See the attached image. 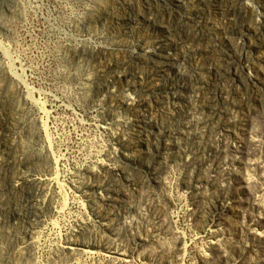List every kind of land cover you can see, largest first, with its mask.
<instances>
[{
	"label": "rangeland",
	"instance_id": "1",
	"mask_svg": "<svg viewBox=\"0 0 264 264\" xmlns=\"http://www.w3.org/2000/svg\"><path fill=\"white\" fill-rule=\"evenodd\" d=\"M0 264H264V0H0Z\"/></svg>",
	"mask_w": 264,
	"mask_h": 264
}]
</instances>
